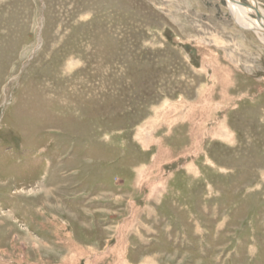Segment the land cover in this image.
<instances>
[{
    "label": "rangeland",
    "instance_id": "obj_1",
    "mask_svg": "<svg viewBox=\"0 0 264 264\" xmlns=\"http://www.w3.org/2000/svg\"><path fill=\"white\" fill-rule=\"evenodd\" d=\"M0 264H264V41L226 0H0Z\"/></svg>",
    "mask_w": 264,
    "mask_h": 264
},
{
    "label": "bare ground",
    "instance_id": "obj_2",
    "mask_svg": "<svg viewBox=\"0 0 264 264\" xmlns=\"http://www.w3.org/2000/svg\"><path fill=\"white\" fill-rule=\"evenodd\" d=\"M228 8L232 13L237 24L252 29L260 38L264 41V20H258L255 17L249 16V13H254L253 9L250 7L243 6L239 3V0H226ZM261 13L264 12L259 7Z\"/></svg>",
    "mask_w": 264,
    "mask_h": 264
},
{
    "label": "water",
    "instance_id": "obj_3",
    "mask_svg": "<svg viewBox=\"0 0 264 264\" xmlns=\"http://www.w3.org/2000/svg\"><path fill=\"white\" fill-rule=\"evenodd\" d=\"M239 3L243 6H246V7H250L253 9L254 11V15H255V18L258 19V20H264V15L263 13H261V11L259 10V7L257 5V2L256 0H248L247 2H241L239 1Z\"/></svg>",
    "mask_w": 264,
    "mask_h": 264
}]
</instances>
